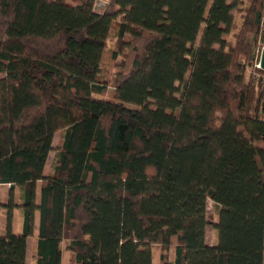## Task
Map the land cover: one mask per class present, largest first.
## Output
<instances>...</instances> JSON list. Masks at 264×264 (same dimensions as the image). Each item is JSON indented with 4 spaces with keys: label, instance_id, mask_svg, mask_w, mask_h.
<instances>
[{
    "label": "trees",
    "instance_id": "16d2710c",
    "mask_svg": "<svg viewBox=\"0 0 264 264\" xmlns=\"http://www.w3.org/2000/svg\"><path fill=\"white\" fill-rule=\"evenodd\" d=\"M97 1L0 0V264H264V0Z\"/></svg>",
    "mask_w": 264,
    "mask_h": 264
},
{
    "label": "rangeland",
    "instance_id": "374dc122",
    "mask_svg": "<svg viewBox=\"0 0 264 264\" xmlns=\"http://www.w3.org/2000/svg\"><path fill=\"white\" fill-rule=\"evenodd\" d=\"M67 2L68 3H74L75 0H67ZM106 5H107L106 0H98L97 2H95V10L102 12L105 9ZM236 18L239 19L238 16H236ZM115 41H116L115 40V30L113 29V31L110 32V34L108 36L107 50H106L104 61H103V63H104V74L107 75V77H110V76L114 75V73H115V63L112 62V59H111V57H112L113 53H115V49L117 47V43ZM127 53H128L127 48H123L122 54H127ZM118 60L122 61L123 59L120 58V56H119ZM113 94H114V91H113L112 83H110L109 84V91L105 96H106V98L110 99L113 96ZM53 141H54L53 147H55L57 142H58V135L55 136ZM53 155H54V153H51L49 156L46 170L49 167V164L52 160ZM1 189L2 188L0 187V199L3 201ZM39 193H40V185L37 186V201L39 199ZM15 198H16V195H15ZM208 220L210 223L213 222L212 221L213 220V204L211 201H209V203H208ZM6 225H7V211H6V209H0V234H4L6 232ZM11 229H12V232L14 234H19L22 232V216H21L19 209H15L13 212ZM37 229H38V214H36V217H35L34 237H31L28 239V264H34L33 252L35 249ZM206 240H207L208 244L212 243V230L210 227L207 229V232H206ZM61 246H62L61 264H68V262L70 260V256H69L70 253L66 250L67 242L64 241ZM29 249H30V251H29ZM151 252H152V264H158V262H159V248L157 246H154L152 248Z\"/></svg>",
    "mask_w": 264,
    "mask_h": 264
},
{
    "label": "crops",
    "instance_id": "0c3cea01",
    "mask_svg": "<svg viewBox=\"0 0 264 264\" xmlns=\"http://www.w3.org/2000/svg\"><path fill=\"white\" fill-rule=\"evenodd\" d=\"M0 187L2 188L1 189V193H2V199H3V201L1 199H0V201L1 202H6L8 200V197H9V190H11L10 189V186H8V185H2ZM12 190H14L15 195L17 197L18 190L16 188L15 189H12ZM33 237H34V235H33ZM36 238H37V236H36ZM29 251H30V249H29ZM26 264H28V240H27V260H26Z\"/></svg>",
    "mask_w": 264,
    "mask_h": 264
},
{
    "label": "water",
    "instance_id": "95a60500",
    "mask_svg": "<svg viewBox=\"0 0 264 264\" xmlns=\"http://www.w3.org/2000/svg\"><path fill=\"white\" fill-rule=\"evenodd\" d=\"M261 45H262V48L260 50V55H259V67L261 70L264 71V33L261 37ZM14 188H15L14 185L10 186V189H14Z\"/></svg>",
    "mask_w": 264,
    "mask_h": 264
},
{
    "label": "built area",
    "instance_id": "2783aa9c",
    "mask_svg": "<svg viewBox=\"0 0 264 264\" xmlns=\"http://www.w3.org/2000/svg\"><path fill=\"white\" fill-rule=\"evenodd\" d=\"M259 55H260V54H259ZM256 67L260 69V67H259V63L257 64ZM263 83H264V77H263ZM259 119H260L262 122H264V113H261V114L259 115Z\"/></svg>",
    "mask_w": 264,
    "mask_h": 264
},
{
    "label": "flooded vegetation",
    "instance_id": "af4514ba",
    "mask_svg": "<svg viewBox=\"0 0 264 264\" xmlns=\"http://www.w3.org/2000/svg\"><path fill=\"white\" fill-rule=\"evenodd\" d=\"M261 48H262V45H261Z\"/></svg>",
    "mask_w": 264,
    "mask_h": 264
},
{
    "label": "bare ground",
    "instance_id": "6f19581e",
    "mask_svg": "<svg viewBox=\"0 0 264 264\" xmlns=\"http://www.w3.org/2000/svg\"><path fill=\"white\" fill-rule=\"evenodd\" d=\"M259 60V59H258Z\"/></svg>",
    "mask_w": 264,
    "mask_h": 264
}]
</instances>
